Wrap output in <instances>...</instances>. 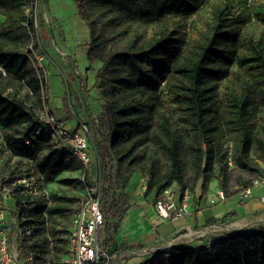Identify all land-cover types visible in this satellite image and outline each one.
<instances>
[{"label": "trees", "instance_id": "obj_1", "mask_svg": "<svg viewBox=\"0 0 264 264\" xmlns=\"http://www.w3.org/2000/svg\"><path fill=\"white\" fill-rule=\"evenodd\" d=\"M256 1L75 0L90 30L86 58L99 64L105 249L136 174L151 204L167 188L191 195L200 188L205 197L220 189L230 197L235 186L250 185L243 174L264 177V0ZM30 3L0 0V190L10 177L19 261L60 264L83 193L33 197L11 186L16 175L33 174L46 189L64 173H82L41 126V84L24 54ZM79 177L60 182L83 192ZM209 241L155 253L143 264H264L262 227Z\"/></svg>", "mask_w": 264, "mask_h": 264}, {"label": "built area", "instance_id": "obj_2", "mask_svg": "<svg viewBox=\"0 0 264 264\" xmlns=\"http://www.w3.org/2000/svg\"><path fill=\"white\" fill-rule=\"evenodd\" d=\"M44 2L45 0H31L29 6L25 9V13L31 18L32 28L30 30V41L27 49L24 50V54L33 66L41 84L43 101L41 126L48 131L51 140L57 148L71 154L80 162L82 173L79 178L84 186L79 210L71 222L67 253L60 264H113L115 256L104 248L100 238V234L105 226L104 214L101 209V193L105 186V173L102 168L101 156L103 143L101 140L98 142L91 135L88 125L77 117L75 118L77 129L69 130L53 116L48 107L49 70L46 65L53 61L45 51V46L47 44L50 45L52 39L49 37L45 41L41 34L40 21L42 19V6ZM53 46L54 50L58 53L56 45L53 44ZM73 73L75 75L78 74L77 68H75ZM60 76L62 77L64 94L69 100L71 94L68 79L62 72ZM94 121L99 131L100 122L98 118H95ZM39 133L40 129L37 128L33 132V136H37ZM9 178L8 176L4 178L5 183L0 190V264H22L19 261L17 247V240L20 235V232L16 231L18 212L11 207L8 209L5 207L11 195V189L6 183ZM11 180V186L20 187L23 194L33 197L49 196L44 186L37 182L33 174L31 176L16 175ZM262 186H264V177L258 176L251 180L248 187L234 189L231 196L236 197L239 202H245L252 198L253 188ZM141 190L144 193V184H142ZM192 197L194 195H191L187 190L182 194H178L172 188L165 189L162 192L161 198L153 204L156 220L152 224V232H156L159 223L172 222L190 216L189 204ZM228 198L223 190L217 189L208 199V202L210 205H215L226 201ZM260 201L264 202V196L260 198ZM231 232L228 228L213 225L206 226L194 234L198 236L225 235ZM24 233L29 235L30 230L26 229ZM26 262L33 264L32 257L29 256ZM139 264H143V262Z\"/></svg>", "mask_w": 264, "mask_h": 264}, {"label": "crops", "instance_id": "obj_3", "mask_svg": "<svg viewBox=\"0 0 264 264\" xmlns=\"http://www.w3.org/2000/svg\"><path fill=\"white\" fill-rule=\"evenodd\" d=\"M41 34L45 41L48 40V38L51 36L47 34L46 30L42 28ZM49 47V44L45 46L46 49ZM57 51L60 55V57H58L59 62H56L54 65L56 67L58 76L62 80V77L60 76L62 72L67 77L72 98L79 100L78 91H80V88L83 86H77L76 81H78V83H83V85L84 82H82V77L79 73L76 75L73 73L75 68H78L77 62L74 61L75 56H67L60 49H57ZM87 81L88 80L85 79L86 84ZM94 82L95 80L92 81L93 85ZM84 88L88 90L87 87ZM95 99L97 101V97ZM89 111L90 110L87 109V112ZM89 116V119H86L84 117L78 119L82 122L87 123L91 122L92 120L94 121V119L97 118L98 115L92 116V113L90 114L89 112ZM62 123L69 130L77 129L76 121H72L71 123ZM93 136L96 140L101 138L100 132L97 130L93 133ZM142 184V177L136 174L131 178L126 188V192L129 195V207L123 215L116 233H119L120 231H128L130 237L132 238L126 239L125 243L119 241L118 239V241L115 239L116 233L113 235L112 240L114 242L112 241V244L110 246L108 245L109 247L107 248V251L110 254H113L115 256V259L117 257L126 256L125 254L127 253L125 252H135L130 250L132 247L135 248L136 246H139L138 249H140L142 246H148L149 248L152 245L158 243H166V245L170 246L171 248H176L179 246L207 245L212 237H217L219 236V234L198 236L194 233L199 232L200 228L208 226L211 222L219 221V223H228L230 227H226L232 232L241 231L244 229H256L259 227L264 228V202L260 201V198L264 196V186H262L253 188L252 198L248 201L240 202V204H236V202L239 203V201L236 197L233 196L227 199H232V202L226 200L215 205H210L208 202V198H210L213 194H210V196L206 198L205 196H203L201 189H197L194 193V197L191 198V202L189 204V211L191 212V215L176 221L159 223L157 225L156 232L153 233L151 227L156 220V214L153 209V204L149 203L142 193ZM236 188L237 187L235 186L234 189ZM102 233L103 230L101 234ZM127 237H129V235ZM101 241L104 244L105 235L104 237L102 235ZM121 244L127 245V248H122L124 250H120L121 247H124ZM124 263L126 264L125 261H120L119 264Z\"/></svg>", "mask_w": 264, "mask_h": 264}, {"label": "rangeland", "instance_id": "obj_4", "mask_svg": "<svg viewBox=\"0 0 264 264\" xmlns=\"http://www.w3.org/2000/svg\"><path fill=\"white\" fill-rule=\"evenodd\" d=\"M258 3V1L255 2V7L256 5H258ZM42 10L43 13L42 19L40 21V26L42 29L46 30L47 34L51 35L50 39H52L50 42V47L45 50L53 61L52 63H47L46 65L49 70L48 107L49 109H51V113L58 121H62L65 123L76 121V117H84L86 119H89V112L90 114L92 113V116L98 115L100 112V104L95 99L96 89L94 88L92 81L95 80V75L98 70L99 64L97 62H89L86 58V51L90 43V30L88 26L80 19L75 0H45L42 6ZM53 44L56 45L58 50L60 49L63 53H65V55L75 56L74 61H76L78 65L77 71L82 77V82H84L83 85V83H78V81H76L77 86H83L80 88V91H78L79 100L72 98V95H70V98L68 100L66 98V95L64 94L63 82L58 76L56 67L54 65L56 62H59L58 57H60V55L54 50ZM85 79L88 80L87 84L85 83ZM84 87H87L88 90H86V88ZM87 109H89L90 111L87 112ZM84 123L88 125L90 133L91 135H93V133L97 130L95 121L92 120L91 122ZM100 140L103 144L105 143V137L103 135H101V138L98 139V142ZM78 177V172L64 173L63 175L56 178V180L49 182L46 185V191L49 195L52 193H57L66 196H80L83 193L82 191L74 188L73 186H65L60 182V180L64 178ZM252 179L253 177H250L248 174L243 175V180L245 181L251 182ZM209 196L210 195H206V198H208ZM231 200L232 199H229L227 201L230 202ZM236 204H240V202H236ZM5 207L6 209L11 207V202L6 204ZM213 225L225 228L230 227L228 223H219V221L211 222L208 226ZM205 227L200 228V230L204 229ZM128 235L129 237H127ZM128 238H132L130 237L128 231H120L119 233L115 234V239H118L121 242L126 243V239ZM121 245L124 247H119L120 250H124L125 248H127V245ZM170 248L171 247L166 245V243L154 244L149 248L148 246H142L140 249H138V251L125 252L127 253L125 254L126 256L117 257L114 260L113 264H119L120 261H125L126 264H139L140 262L149 260L150 257L155 253L162 252Z\"/></svg>", "mask_w": 264, "mask_h": 264}]
</instances>
